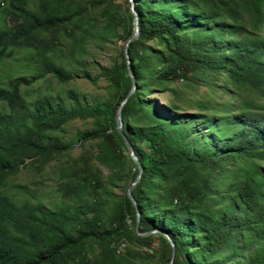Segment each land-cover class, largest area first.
I'll return each mask as SVG.
<instances>
[{"label":"trees","instance_id":"16d2710c","mask_svg":"<svg viewBox=\"0 0 264 264\" xmlns=\"http://www.w3.org/2000/svg\"><path fill=\"white\" fill-rule=\"evenodd\" d=\"M134 1L140 22L139 38L129 46L135 81L123 48L93 75L87 66L79 72L51 60L44 41L31 44L35 33L70 25L82 32L83 43L127 40L133 30L130 8L125 23L113 0H38L34 8L28 0L0 3V63L20 48L42 60L41 73L0 76V264H82L80 250L87 242L110 246L128 228L127 220L135 237L152 239L153 233L141 236L136 230L137 208L127 188L139 166L126 154L116 126L117 107L134 85L122 119L143 166L133 189L139 231L157 230L168 263L171 238L173 264H264V0ZM88 7L102 8L101 22ZM151 41L164 43L169 56ZM182 70L195 77L222 76L233 102L212 105L208 99L199 107L211 112L189 113L175 102L160 105L144 97L152 83L163 86L185 74ZM76 73L93 83L104 78L105 102L82 104L69 90L65 96L43 95L29 106L32 83L47 75L65 83ZM90 117L107 125L81 131L70 142L50 135L69 120ZM89 140L95 141L100 167L83 156L64 159L77 141ZM56 160L58 203L45 205L33 190L7 182L21 166L33 165L43 174ZM164 197L168 205L161 204ZM109 211L116 227L103 223Z\"/></svg>","mask_w":264,"mask_h":264},{"label":"rangeland","instance_id":"374dc122","mask_svg":"<svg viewBox=\"0 0 264 264\" xmlns=\"http://www.w3.org/2000/svg\"><path fill=\"white\" fill-rule=\"evenodd\" d=\"M77 1L86 2L87 0ZM113 1L125 17V23H128L130 1ZM1 2L3 0H0ZM37 3L38 0H28V6L30 8H34ZM1 6L5 7L7 3H1ZM3 7H0V9ZM87 11L88 14L98 19L99 22L103 19L101 7H88ZM1 14L0 12V28H4V21ZM35 34L36 36L31 40V44L40 46L41 44H38L37 41H44L45 43L42 45L49 49L47 55L51 60L62 62L69 69L70 67L77 68L79 72L87 66L93 75L99 71V66L111 65L116 60L126 41L122 39L112 41V39H109L106 41H88L83 43V40H81L82 32L76 29L75 25H70L60 30ZM76 39L78 40L76 41ZM74 44L75 47L73 48ZM150 44L155 46L159 52H165L167 54L168 50L164 43L151 41ZM171 46L175 47L173 45ZM72 49L75 50L74 53H71ZM80 51L84 54L79 63L77 60ZM41 62V58L29 48L16 49L12 57L0 63V76L3 80H8V78L18 75L29 76L31 73H41ZM161 66L162 64H160ZM182 73H185V71L182 70ZM75 76L73 80L62 83L53 76L47 75L32 83V86L34 85L31 91L33 95L27 96L29 106L33 109V102L43 95L56 92L65 96L64 93L69 90H73L76 93L82 104H92L95 100L105 102L108 96V82L104 78L99 79L97 83H93L91 80L82 77L81 74L77 75L76 73ZM136 88H140V86L137 87L136 85ZM39 92L40 95H38ZM144 97L154 99L160 105L162 103L175 102L183 107L184 112L189 113L211 112L200 109L199 104L202 101L209 102L210 100L212 105H216L222 102H233L234 100L232 95L225 91L222 76L217 79L215 77L212 78L210 75H205L202 72H199L197 77L192 73L186 72L173 80L164 82L163 86L152 83L149 90L144 91ZM214 111L219 112L217 106L214 107ZM102 124L107 125V123L92 117L88 119L76 118L65 122L61 129L57 130L58 132H51L50 135L61 142H70L79 132L92 130ZM95 151V141H77L73 145L69 155L64 156V159H80L83 156L99 166L95 160ZM126 154L128 155V150ZM56 163L57 160L52 161L43 174L38 172L33 165L21 166V169L17 173L7 177V182L10 185L18 184L33 190L35 192V199L42 200L45 205L58 203L60 196L56 189V179L59 173L55 168ZM227 182L228 179H222L223 184ZM214 184H217V190H219L217 194H222L223 190L217 180H214ZM121 191V187H116L117 193ZM28 196L30 197V194ZM162 203L168 205L169 198H162ZM113 219L114 213L109 211L103 217V223L108 227H116ZM133 225L131 220H127L128 228L124 229L121 236L115 237L110 246L108 242L95 240L87 242L80 250V261H82V264H169L157 234L153 233L152 239L147 241L138 239L134 236Z\"/></svg>","mask_w":264,"mask_h":264},{"label":"water","instance_id":"95a60500","mask_svg":"<svg viewBox=\"0 0 264 264\" xmlns=\"http://www.w3.org/2000/svg\"><path fill=\"white\" fill-rule=\"evenodd\" d=\"M130 1V10L133 13L134 17H133V30L132 33L130 34V36L127 38V40L125 41L124 45H123V53L126 59V64H127V69L129 71L130 76L132 77V79L135 81V77L132 71V67H131V57L129 54V46L130 43L136 39L139 38L140 35V22H139V15L137 13V11L135 10V1L134 0H129ZM135 90V85L132 87L131 91L128 93V95L121 101V103L118 105L117 110H116V122H117V130L119 132V134L123 137V139L126 142V146H127V150H128V155L131 157V159L134 161L135 164H137L139 166V171L137 176L135 177L134 180L130 181L129 186L127 188V195L128 197L131 199V201L135 204L136 208H137V221H136V230L137 232L143 236V235H149L152 234L154 232H156L157 230H149V231H145V232H141L139 231V224H140V212H139V208L137 206V201L134 197L133 194V189L136 186V184L140 181L141 176H142V172H143V166L141 164V161L139 160L133 145L129 142V140L127 139L124 130H123V119H122V108L125 104V102L127 101V98L129 97V95ZM170 242L172 244V254L169 260V264H173L174 261V257H175V246L173 241L170 238Z\"/></svg>","mask_w":264,"mask_h":264}]
</instances>
